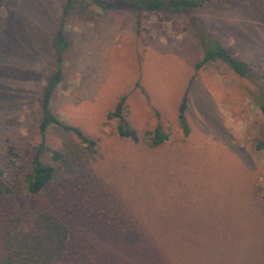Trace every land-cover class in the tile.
Listing matches in <instances>:
<instances>
[{
    "label": "rangeland",
    "instance_id": "374dc122",
    "mask_svg": "<svg viewBox=\"0 0 264 264\" xmlns=\"http://www.w3.org/2000/svg\"><path fill=\"white\" fill-rule=\"evenodd\" d=\"M65 5L0 0V168L15 192L7 207L23 203L42 96L60 65L50 113L96 142L89 154L52 127L39 155L55 168L42 201L69 232L61 264H130L104 250L116 234L137 232L162 236L169 264H264V151L255 149L264 137V0H211L174 15L104 12L82 0L63 13ZM59 29L68 43L60 54ZM199 31L244 61L253 78L218 62L194 76ZM184 95L186 137L177 119ZM122 96L137 143L106 119ZM157 125L168 140L150 147Z\"/></svg>",
    "mask_w": 264,
    "mask_h": 264
},
{
    "label": "trees",
    "instance_id": "16d2710c",
    "mask_svg": "<svg viewBox=\"0 0 264 264\" xmlns=\"http://www.w3.org/2000/svg\"><path fill=\"white\" fill-rule=\"evenodd\" d=\"M73 0H66L63 13H66ZM90 6L104 12L130 9L139 13H161L166 15L187 14L189 11L203 7L211 0H82ZM197 43L202 49V58L194 65L195 74L206 64L221 63L228 67L235 75L244 79H252L253 74L249 66L234 57L211 34L199 31ZM67 41L62 30L56 34V51L62 53L67 48ZM58 54L57 63L61 58ZM60 65L49 79L42 96L39 134L41 141L38 153L32 160V171L24 180L25 196H21V206L9 209L6 199L13 193L5 182V172L0 168V264H61L67 255L69 232L65 223L57 216L49 204L42 201L45 188L53 181L55 168L44 164L40 153L46 150L45 137L52 127L70 132L74 138L84 146L89 154L96 152V142L88 138L79 128L67 125L50 113L49 105L53 91L60 84L62 72ZM139 88V82L135 84ZM126 97L122 96L112 111L106 114L107 121L117 120V134L119 137L138 142V136L125 117ZM186 96L184 95L177 110L178 124L184 137L189 134L185 117ZM264 128V101L259 105ZM168 140V134L157 125L148 138L150 147H157ZM257 151H264V137L255 144ZM10 155L15 156L11 153ZM54 160H60L62 155L52 152ZM19 190V187L16 188ZM264 204V188L262 192ZM126 235L116 234V242L106 246V257L117 255L118 260L128 261L130 264H169L168 256L164 254L162 236L150 233ZM162 244V245H161ZM115 253V254H114Z\"/></svg>",
    "mask_w": 264,
    "mask_h": 264
}]
</instances>
